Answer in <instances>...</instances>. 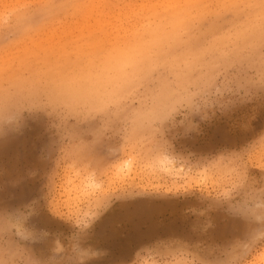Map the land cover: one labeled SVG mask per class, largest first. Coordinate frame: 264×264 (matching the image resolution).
Returning <instances> with one entry per match:
<instances>
[{
    "label": "clouds",
    "instance_id": "1",
    "mask_svg": "<svg viewBox=\"0 0 264 264\" xmlns=\"http://www.w3.org/2000/svg\"><path fill=\"white\" fill-rule=\"evenodd\" d=\"M0 264H264V0H0Z\"/></svg>",
    "mask_w": 264,
    "mask_h": 264
}]
</instances>
